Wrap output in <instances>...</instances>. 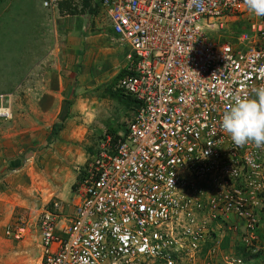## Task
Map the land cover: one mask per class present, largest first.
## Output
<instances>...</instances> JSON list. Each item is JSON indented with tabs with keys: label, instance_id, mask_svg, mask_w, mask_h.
<instances>
[{
	"label": "built area",
	"instance_id": "built-area-1",
	"mask_svg": "<svg viewBox=\"0 0 264 264\" xmlns=\"http://www.w3.org/2000/svg\"><path fill=\"white\" fill-rule=\"evenodd\" d=\"M38 1L51 9L62 0ZM101 6L128 48L116 87L133 110L124 130L98 134L72 212L57 198L40 210L32 264H215L222 248L206 243L207 223L252 228L264 207V147L236 146L220 127L233 96L264 84V16L244 0ZM11 117L1 102L0 119ZM5 233L19 240L26 227Z\"/></svg>",
	"mask_w": 264,
	"mask_h": 264
},
{
	"label": "rangeland",
	"instance_id": "rangeland-1",
	"mask_svg": "<svg viewBox=\"0 0 264 264\" xmlns=\"http://www.w3.org/2000/svg\"><path fill=\"white\" fill-rule=\"evenodd\" d=\"M65 7L66 13L79 11L78 7L76 11ZM9 8L10 6L7 7ZM22 13L20 19L15 18L14 22L8 19L9 23L4 21V26L0 25L1 73L5 72V67L9 63L12 67L10 72L18 75L16 66L21 60L25 63L30 53L27 51V39L23 37L25 31L21 35L16 23L25 24L31 13L28 10H23ZM89 13L91 16L87 35L94 36L97 42L93 43L97 45H89L83 50L81 58L74 57L76 58L74 63L73 57L68 54L64 56L65 63L61 62L63 66L70 62L74 67L87 61L88 73L84 84L86 87L78 90L76 77H69L72 79L71 90L65 97L66 106L63 107L61 120L56 118L50 122L49 116L56 109L55 106L50 108L47 116L41 105L36 106L35 109L40 115L39 124L43 129L49 127L48 139L20 156L23 161L21 166L23 171L20 173L15 171L19 165L0 168V264H32L38 258L40 248L36 223L40 210L45 204L57 198L64 202L67 214L72 212L76 199L73 191L78 169L94 148L98 134L104 130H124L126 121L132 113L131 101L129 102L126 95L116 87L118 80L125 75L121 59L122 51H126L127 47L118 41L109 28L108 17L101 6V0L91 7ZM78 69L75 67V71L78 72ZM92 82L96 85L88 87ZM9 93L0 90V103L6 105L12 103L8 101ZM21 99L24 97L18 96L17 101L13 103L21 101L25 103ZM17 108L22 112L27 110L25 107ZM12 118L13 113L10 119H0V123L10 121ZM66 127L68 132L63 136ZM30 179L35 185L29 192L24 188H29L25 186L31 182ZM246 222L232 219L230 222L217 220L207 223L208 233L204 235L206 243L212 244L220 240L222 248L221 253L211 257L212 262L219 264L224 259L240 258V262L236 261L233 264H264V207L262 214L256 216V223L252 228ZM16 225L25 226L26 234L19 240H12L5 232L9 226ZM221 226L225 228L224 233H221Z\"/></svg>",
	"mask_w": 264,
	"mask_h": 264
},
{
	"label": "crops",
	"instance_id": "crops-1",
	"mask_svg": "<svg viewBox=\"0 0 264 264\" xmlns=\"http://www.w3.org/2000/svg\"><path fill=\"white\" fill-rule=\"evenodd\" d=\"M97 2L98 0H63L59 2L61 8L57 5L46 9L40 5L38 0L0 1L1 26H4V21L9 23L8 19L11 22H14L15 18L20 19L23 10H28L31 13L30 19L25 24L18 25L16 23L17 30L21 35L25 31L23 37L27 39V51L30 52L25 63L21 60V63L16 66L18 75L10 72L12 67L9 63L5 67V72H0V90L10 92L7 97L8 101H12V103L8 105L13 113L12 120L0 123V168L12 167L14 165L11 162L18 160L19 169L16 167L15 171L20 173L23 171L21 168L23 161L20 156L48 139L49 127L43 129L39 124L40 115L35 109L36 106L41 105L45 109L46 116L47 112L51 111L50 108L55 106L56 109L49 116L50 122L52 123L56 118L61 120L64 112L63 107L66 106L65 97L71 90L72 79L69 77H76L78 90L86 87L84 84L88 73L87 61L83 62V65L81 62L74 67L72 63L68 62V65L67 63L64 65H67L64 69V56L65 54L71 55L74 63L76 60L74 57L81 58L83 50L87 49L89 45H97V43H93L97 39L87 35L91 16L89 11ZM9 6L10 8L7 9ZM64 7L74 11L78 7L79 11L72 12V14L66 13ZM20 14L21 16H19ZM75 67L79 68V73L75 71ZM6 73L9 74L6 75ZM94 85L96 84L92 82L88 87ZM18 96L24 97L21 100L25 103L22 101L13 103V101H17ZM17 107H25L27 110L22 112ZM46 118L48 119V117ZM21 124L25 126H21ZM67 132L68 128L66 127L62 135L65 136ZM30 180L31 182L25 186L29 188H24L29 192L30 188L35 185L34 181Z\"/></svg>",
	"mask_w": 264,
	"mask_h": 264
},
{
	"label": "clouds",
	"instance_id": "clouds-1",
	"mask_svg": "<svg viewBox=\"0 0 264 264\" xmlns=\"http://www.w3.org/2000/svg\"><path fill=\"white\" fill-rule=\"evenodd\" d=\"M244 2L249 12L264 16V0ZM220 127L236 146L252 142L257 148L264 147V84L253 87L250 94L233 96L232 106L221 116Z\"/></svg>",
	"mask_w": 264,
	"mask_h": 264
},
{
	"label": "water",
	"instance_id": "water-1",
	"mask_svg": "<svg viewBox=\"0 0 264 264\" xmlns=\"http://www.w3.org/2000/svg\"><path fill=\"white\" fill-rule=\"evenodd\" d=\"M11 163H12L14 166L19 165V161H18V160H16V161H12Z\"/></svg>",
	"mask_w": 264,
	"mask_h": 264
},
{
	"label": "trees",
	"instance_id": "trees-1",
	"mask_svg": "<svg viewBox=\"0 0 264 264\" xmlns=\"http://www.w3.org/2000/svg\"><path fill=\"white\" fill-rule=\"evenodd\" d=\"M2 1V0H0ZM63 1V0H62ZM59 8H61L60 4H58ZM125 72V71H124ZM129 99V102L132 101L128 96H126Z\"/></svg>",
	"mask_w": 264,
	"mask_h": 264
}]
</instances>
